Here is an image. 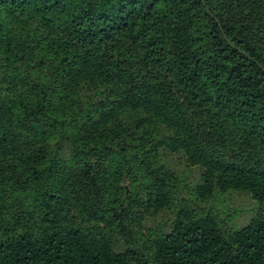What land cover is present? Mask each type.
<instances>
[{"label":"trees","instance_id":"1","mask_svg":"<svg viewBox=\"0 0 264 264\" xmlns=\"http://www.w3.org/2000/svg\"><path fill=\"white\" fill-rule=\"evenodd\" d=\"M0 264H264V0H0Z\"/></svg>","mask_w":264,"mask_h":264},{"label":"rangeland","instance_id":"2","mask_svg":"<svg viewBox=\"0 0 264 264\" xmlns=\"http://www.w3.org/2000/svg\"><path fill=\"white\" fill-rule=\"evenodd\" d=\"M163 163L169 167L178 177V195L174 204L160 211L154 217L146 218L142 222V233L146 234L144 228L165 229L171 227L172 221L178 212V205L187 208H195L199 211H211L216 215L220 226L226 231L242 228L247 225L256 215L257 203L248 193L230 191L226 193H215L210 199H197L194 187L201 183V169L187 165L182 154H163ZM144 241L138 240L135 248L143 249ZM125 248L121 243L118 250Z\"/></svg>","mask_w":264,"mask_h":264},{"label":"water","instance_id":"3","mask_svg":"<svg viewBox=\"0 0 264 264\" xmlns=\"http://www.w3.org/2000/svg\"><path fill=\"white\" fill-rule=\"evenodd\" d=\"M201 1H203V0H201ZM225 37V36H224ZM225 39L227 40V38L225 37ZM228 41V43H229V45L231 46V47H233V48H236L234 45H233V43H231L229 40H227ZM247 59H249V60H252V58H251V56H249V55H247L245 52H241Z\"/></svg>","mask_w":264,"mask_h":264}]
</instances>
